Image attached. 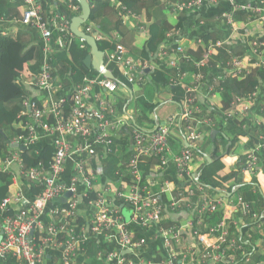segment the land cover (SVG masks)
I'll return each mask as SVG.
<instances>
[{
	"label": "built area",
	"instance_id": "2783aa9c",
	"mask_svg": "<svg viewBox=\"0 0 264 264\" xmlns=\"http://www.w3.org/2000/svg\"><path fill=\"white\" fill-rule=\"evenodd\" d=\"M159 1L172 15L187 13L189 17L184 29L167 34L154 57L156 62L166 64L172 69L168 81L175 86H182L185 95L177 103L176 114L169 116L164 123L156 124L154 130L135 127L133 139L137 154L130 165L132 188L128 193L120 191L112 195L124 199L132 209L133 219L144 227L160 226L170 210L176 211L185 206L191 209L193 205L196 206L195 211L191 212L195 218L188 222L196 244L183 250L181 230L176 225L161 228L160 234L167 250L162 264H264V227L252 203L238 195H233L227 201L222 195L209 193L197 181L190 167L195 156V144L201 137L202 125L214 130L220 123H226L233 116L240 115L247 120L244 128L248 131L263 129V120L259 117L264 111L262 84L247 91L246 95H236L223 110L213 107L214 114L204 120L197 113L204 96L214 97L216 88L223 91L229 79L249 74L256 68L264 69V41L251 43L245 56L226 47L228 41L223 38L207 43L198 59L189 52V43L194 32L205 24L204 20H200L199 26L196 25L203 6L227 3L230 9L222 12L217 19L236 31L237 12L255 17L264 24V0L245 3L238 0ZM24 3L26 9L22 23L40 34L44 56L41 71L38 74L31 73L30 81L40 90L51 93L53 89L61 87L60 80L52 73V42L55 41L57 46L64 48L77 39L81 47H85L86 41L73 33L70 28L71 20L65 13L55 11L47 15L38 0H24ZM69 7L73 11L80 8L73 3H69ZM117 9L125 15L129 24L134 23V18H129L132 11L125 4L117 3ZM137 28L140 33L146 31L144 25ZM101 37L103 36L98 33L96 39ZM199 43L202 44L201 39ZM104 59L107 66L113 62L118 63L120 72L131 84L145 82L146 71L153 68L151 61L134 57L121 43L113 50L105 51ZM213 61H219L222 66L219 71H214ZM95 86L101 91L93 96L91 92ZM117 90L119 84L115 79L99 75L96 78H85L76 87L72 109L69 111L62 108L66 102L65 96L43 103L28 99L30 111L23 112V115H27V133L10 141V154L4 159L2 166L0 165V170L8 171L17 163L19 174L11 171L12 180L16 181L20 176L29 183L40 186L42 191L23 211L6 213L11 209L12 198L3 199L0 209V234L3 236L0 241V256L3 259L12 254L18 264H44L46 250L58 248L61 250L58 264H75V258L83 243V235L76 230L77 224L73 225V222L85 200L87 205L96 208L89 222L91 229L97 234H108L109 238L118 243L117 250H103L100 253L106 264H153L142 258L138 262L135 260L145 247L146 241L144 238H135L120 210L108 201L104 192L96 188V174L89 161L97 155L98 148L103 149V157L115 150L110 130L115 128L112 118L116 109L114 94ZM203 91L204 95L201 94ZM88 98H92V103L88 102ZM118 123L125 124L122 120H118ZM181 123L184 125L182 130ZM39 129L53 138L55 153L48 165L40 162L35 167L25 168L20 146L36 145ZM174 129H180L184 140V147L178 154H172L169 145ZM68 136H73L76 141L69 140ZM241 138L247 149L241 173L243 177L250 175L249 183L254 185V178L258 182L259 175L264 176V131L257 132L253 138L250 135ZM254 138L256 143L252 144ZM150 155L159 156L164 167L173 164L179 185L187 186V189L176 194L173 192L168 199L163 200L162 195L172 190V182H166L159 191L144 186L140 162L143 157ZM69 160L74 162V168L70 177L66 178ZM239 188L240 185L235 186L233 192ZM67 193H70L64 204L67 206L57 210V215L64 218V224L45 223L41 216L46 204ZM15 200L19 202L22 199L16 196ZM67 222L72 223L69 228L66 227ZM249 222H256V227L261 231L258 236L261 242L250 240V245L246 246L245 243L249 242L248 237H252V233L247 232L246 236L241 230ZM238 228L240 232L236 231ZM63 232L66 233L65 237L59 238ZM126 254H131L133 258L126 257Z\"/></svg>",
	"mask_w": 264,
	"mask_h": 264
},
{
	"label": "trees",
	"instance_id": "16d2710c",
	"mask_svg": "<svg viewBox=\"0 0 264 264\" xmlns=\"http://www.w3.org/2000/svg\"><path fill=\"white\" fill-rule=\"evenodd\" d=\"M38 1L42 4L43 12L45 14L48 15L49 12L59 11L65 13L71 22L76 16H79L82 13L78 0ZM89 1L91 2L92 11L89 20L82 25V30L87 34H91L92 32L88 31L87 27L90 25L95 27V31H98L100 35L103 36L97 40V45L103 52L113 50L118 43H121L129 50V54L134 57H143L151 61L153 68L146 73V76L149 77L148 81L157 85H166L172 94V100L179 103L184 97L185 91L180 85H168V78L172 73V69L167 67L166 64L156 62L157 59L154 57L169 32H176L184 29L189 19L188 14L181 13L180 15H172L170 11L165 9L159 0ZM260 1L261 0H255V2ZM119 2L125 4L132 11L129 18H134L133 24H129L125 15H122L120 9H117V3ZM69 3L78 5L80 7L79 10L73 11L69 7ZM25 9L26 6L24 0H0V159L4 156L6 158L10 154V152H8L10 141L27 133V126L25 124L27 115H23V112L30 111L28 99H30V101L33 99L26 94L23 74L28 68L33 74H38L44 63L42 43L40 45L36 42L34 34L31 31L27 29H16L15 32H13L9 27H6L8 22L14 20L23 24L22 18ZM240 14V12H237L235 17H238ZM213 16H204L200 14L196 25L199 26L198 21L200 20L205 21L203 26L207 25V23L213 22L215 20V17ZM143 25L146 26V31L140 33L137 27ZM5 30H7V33H4ZM220 38L221 37L215 32L204 33L200 36L199 30H197L194 32V37L189 43V52L194 58L196 57L198 59L201 57V53L204 51L207 43ZM200 39L202 40V44L199 43ZM259 40L264 41V36ZM85 44V47H81V43L77 39L69 46L66 45L64 48L56 47L54 51L52 50V73L54 77L60 80L59 84L61 87L58 89L61 94L63 93L61 96L66 97V102L64 103V106H62L65 111L72 109L73 92L79 84L84 82L85 78H96L99 75L100 77H105L101 72L88 67L85 64V59L90 54L91 49L87 42H85ZM226 47H229L236 53H240L242 56H245L246 52L249 50V48L247 47V49L242 43H230L226 44ZM238 48L242 51L239 52L237 50ZM220 52L222 53L223 51H219V53ZM218 62L219 61H213V67H220L218 66ZM108 68L112 71L116 80L120 84L119 90H121L122 93H119L117 106L121 112H123V109L127 108L134 100L139 102V105L143 110L154 109L156 106L160 105L151 104V101L148 100L149 98L145 99L142 96L131 98L130 89L134 92V84L129 83L122 75L118 63L113 62L108 65ZM259 84H262L264 87V69L262 68H256L249 74H243L242 76L229 79L225 84V91L221 93V98H217V102L221 105H226L232 97L240 94L246 95L248 93L247 91L252 90ZM150 85L152 84H147L149 89L148 92L151 88L149 87ZM36 88L40 89L38 86ZM148 96L150 97V93ZM44 99L45 97H34V100L38 103H42ZM53 100L54 99H47V101ZM259 117L263 120L264 125V111ZM237 128L238 125L231 124V126L222 133L221 140H218L217 138L213 140L212 137H209L202 145L195 146L196 148L194 150L201 156L205 155V151H207L209 146L214 147L209 156H204L205 162L201 164L199 169L200 173L198 182L207 188L227 192L231 191L236 183L244 184L246 189L243 193L244 197L254 201V208H257L260 211V222H263L264 226V193H262V191L253 193L248 187H246L249 183H246L243 180L242 174L238 171V162V164L236 163V169L230 171L224 170L226 168V161H224L223 157L231 154L233 149H239L238 135L242 134L243 131H241L240 128ZM230 134L233 136L236 135L237 138H231L229 136ZM253 143H256L255 138ZM117 144L120 148V152L115 154L112 153L103 157L101 165L98 164L94 156L89 159L93 169L96 170L97 166H102V173L110 179L111 184L115 185L114 191H116L122 184H127L129 182V174H125L124 176L122 173L127 172L124 162H126L129 157V134L127 130L122 131L121 136L117 139ZM19 151L24 167L31 168L39 165L40 162L48 165L55 153V145L52 139L43 145L38 146L36 144L32 147H26L25 150L20 148ZM243 157L244 155L240 156V161ZM157 163L158 161L155 159L147 164H143L142 170L146 175L149 173L154 174V166ZM158 176L159 173H157V177ZM10 177L12 179L9 170L0 171V209L2 200L6 197H10V188L12 186ZM254 180L257 182L256 178H254ZM26 183L30 186L35 195L40 194L42 190L40 186L31 184L28 181H26ZM180 189L184 190L185 186H181ZM16 193L17 190H15V194ZM69 197L70 196L67 194L65 195L66 199ZM86 205L87 202L84 200L81 207ZM23 210L24 209L21 211ZM6 213L13 212L9 209ZM60 218L61 220L59 219V224H64V218ZM250 227L251 224L247 225L244 229L247 228V230H249ZM75 228L80 232L81 224ZM244 229H242L243 232L246 231ZM65 234V232L61 233L59 238H64ZM249 245L250 242L246 244V246ZM100 250L109 251L107 248L94 249L86 264H104V259L99 256ZM126 257L133 258L131 254H126ZM4 264H18V262L16 257L12 254H8L4 258Z\"/></svg>",
	"mask_w": 264,
	"mask_h": 264
},
{
	"label": "crops",
	"instance_id": "0c3cea01",
	"mask_svg": "<svg viewBox=\"0 0 264 264\" xmlns=\"http://www.w3.org/2000/svg\"><path fill=\"white\" fill-rule=\"evenodd\" d=\"M238 1L240 3H245L248 1H252V0H238ZM229 9L230 7L227 3H220L219 5L208 4V5L203 6L200 10V13L204 16L214 15L213 17H215V20L213 22L207 23V25L203 27H200L199 31H202L203 29H205V31H203L204 33L215 32L221 38L227 40L228 41L227 44L242 43L246 46V48L247 47L249 48L251 43H254L255 41L259 40L261 37L264 36V24H262L257 18L255 17L252 18L246 13H241L240 15H238V17H235L238 23L237 26L239 28V31L234 33L231 27L227 26L226 24L222 23V21H219L217 19V17L222 12L227 11ZM6 27H9L10 30H13V32H15L16 29H27L34 34V37L37 43H39L40 45L42 43V38L35 29L29 26L23 25L21 24V22L17 20L8 22ZM87 30L88 31L90 30V32H92L89 35H92L93 33L98 32V31H95V27L93 25H90L89 27H87ZM4 33H7V30H5ZM56 47L60 48L59 46L56 45L55 41H53L52 42L53 51ZM237 50L239 52L242 51L240 48H238ZM236 54H240V53H236ZM219 66L220 67L214 69V71H219L222 67L221 65ZM205 70L206 69H204V71ZM30 71L31 70L28 68L27 70H25V73L23 74L24 83H25L24 85L26 87V94L29 95V97H31L32 99H34V97L35 98L45 97L44 101H47V99L57 100L60 97H62L61 95L63 93L61 94L58 88L53 89V91L49 93V92H46V91H43V90H40L34 87V85H32L30 81L31 80L30 75L32 73ZM147 78L148 77L146 76L145 81L147 80ZM144 84L145 82L136 83L134 84V88L138 87L140 90L143 88ZM97 91H100V89H97ZM223 91H225V87ZM223 91H221L219 88L218 89L216 88L214 97L212 95L204 96L199 106V111L197 113L198 117L201 120H204L210 115L214 114V112L212 111L213 107L223 110L227 107L226 105L234 99L235 96L232 97V99L226 105L219 104L217 102V98H221V93ZM93 93L94 92H91V94ZM149 93H150V97L148 96ZM163 93L165 95L166 102L174 104L172 106L173 108H171V110L167 112L165 114L166 116L164 117H160L158 114V110L161 104L159 106H156L154 109L152 108L150 110H143V108L139 105L138 101L134 102L135 103L134 111L129 112L128 108H124L123 112H121L117 106L119 97H116V95L114 94L115 99H116V105H115L116 109H115V114L112 120L115 124V128H112L110 131H112L111 138L113 139L115 150L112 153L115 154V153L120 152V148L117 144V139L121 136L123 130H127L129 134V157H128V160L124 162L127 172H122V173L124 176L125 174H129V182L127 184H122L116 191H114L115 185L111 184L110 179L102 173V169H101L102 166H97V169L96 170L94 169L95 174H96V180H95L96 188L99 191L104 192L108 196V201L113 203L120 210L124 221L129 223L130 229L133 231L135 238H139V237L144 238L146 241L145 247L137 255L135 260L138 262L139 258H142L144 261L153 262V264H162L167 254L166 247L164 246V240L160 234L161 228H169L172 225H176L181 230L183 250H187L188 247H191L196 244L195 238L193 237V234H192V228L188 226V222L192 221L195 218V215H193V213L191 212L195 211L196 206L193 205L191 209H188L185 206L176 211L170 210L169 213L166 215L165 219L163 220V222L160 224V226L158 225L157 227L155 226L144 227L139 221H135L133 219L132 209L129 207L128 203L124 199H121L116 196L113 197L112 194H117V192H120V191H126L128 193L132 188V176H131L130 165L132 161L136 158V154H137L136 148H135V142L133 139V132H134L135 127H140L145 130H154L156 124L164 123V121H166V119L169 116L175 115L176 112L178 111V105L176 102L172 100L171 92L169 90H165ZM148 94H147L149 98L148 100L151 101V104H159V97L157 96V93L155 92V90L150 89ZM201 94L204 95L205 91H203ZM140 96L141 95H135L136 98ZM87 100L88 102L92 103V98L91 99L88 98ZM152 114H154V116H152ZM118 120L124 121L125 124L123 125L119 124ZM246 122L247 120L245 118H243L240 115H237V116H233L232 118H230L226 123H220L214 130L209 129L206 125H202L201 137L199 141H197L195 146L202 145L203 142L209 137H212L213 140H215L216 138L218 140H221L222 133H224V131H226L231 126V124L238 125V128H240L241 131H243L242 134L238 135L239 149L238 150L233 149L231 154L224 156L223 158H224V161H226V168L224 169L225 171L236 169V165L239 163V167L237 169L240 172V174H242L241 167L245 159V153L247 152V149H246L244 142H242L241 136L250 135L253 138L254 134L263 130L261 129L260 131H253V130L248 131L247 129L244 128V125L246 124ZM180 128L181 130L184 129L183 123L180 124ZM38 134L39 136L36 142L38 146L43 145L53 139L42 129L38 130ZM229 136L231 138H235V137L237 138L236 135L233 136L232 134H230ZM68 139L72 141H76V138H74L73 136H68ZM252 144L254 143L252 142ZM169 145H170L172 154H178L181 151V149L184 147V140L180 135V129L173 130V133L169 138ZM213 148H214L213 146H209L207 151H205L204 156L205 157L209 156ZM103 155H104L103 149L98 148L97 155L94 157L96 158V161L100 165L103 159ZM241 155L242 156L244 155V157L240 161L239 158ZM204 156L198 155L197 152L195 151L194 159L192 160L190 164L192 172L195 174L197 181L199 179V173H200L199 169L201 167V164L205 162ZM4 159H5V156L0 159L1 166H2ZM155 159L158 161V163L154 166V174L149 173L148 175H146V173L142 170V165L147 164ZM67 166H68V173L66 175V178H69L70 175L73 173L74 162L72 160H69L67 163ZM8 170L10 172L12 171L13 173L19 174V170H20L19 165L16 163ZM140 170L143 174V185L147 186L153 191H159L160 188L166 184V182H172V185H171L172 190L167 191L165 193L167 197L165 195H162L163 200L168 199V197H170L173 192L176 194L180 191H185L187 189V186H185L184 190L180 189L181 185H179V181L177 179L176 170L174 168V165L169 164L167 167H164L162 165L161 158L159 156L150 155L147 157H143L140 162ZM2 171H5V170H2ZM157 173H159L158 177H157ZM248 176L250 175H245L244 177L242 175L243 180L246 183L250 182L249 181L250 177ZM11 182H12V186L10 188L11 189L10 197L12 198V202L10 204V207H11L12 212H18V211H21L22 209L27 208L29 203L33 202L37 198L38 195H35L34 192H32L30 186L26 183V180L20 176H18L16 181L11 179ZM237 185H240L239 190L236 192H233L234 187ZM203 187L209 193L213 195H222V193H226L227 196L229 197V200L231 199L230 197H232L233 195L241 196L245 201L252 203V205L254 206V201H251L247 199L246 197H244L243 193L246 189H245L244 184L242 183L241 184L236 183L234 187L231 189V191L229 192L220 191L217 189L216 191V190L207 188L205 186ZM246 187H248L253 193H256L259 191H262V193H264V176L260 174L258 178V182H256L254 185H251L249 183V185ZM15 190H17L16 194H15ZM16 196H18L19 198L21 197L22 200H19V202L16 201L15 200ZM195 197H197V195ZM195 197L192 198L193 201ZM65 201H66V198L65 196H63L60 198L52 199L46 204L44 214L41 216L45 223H55L56 225H59V219L61 220V218H60V215H57V210L62 209L64 207ZM254 210H256L259 215L261 214L257 208H254ZM95 211H96V208L94 206H90V205L83 206L79 209V212L73 222V225L77 224L78 226L79 224H81L80 232L83 235V243L81 245L79 254L75 258V264H86L94 249H97V248L98 249L107 248V250H117L118 249V243L115 239L109 238V235L106 233L97 234L91 229L89 222L93 218ZM71 224H72L71 222H67L66 227L69 228ZM249 224H251L250 229L249 230H247V228L244 229L245 227H247L246 225L242 228L246 231L243 232L241 230V233L246 236H247V232L252 233V237H248L249 242L254 241V239H256L255 243L261 242V238L258 237L261 234V231L260 229L256 227V222H249ZM262 227L264 226L262 225ZM239 230H240L239 228L236 229V231H239ZM247 243L248 242H246L245 245ZM193 249H196V248H193ZM101 252H103V250H100L99 256ZM60 256H61L60 249L58 248L47 249L45 252L44 264H58ZM0 264H4V259L1 256H0ZM189 264H192V263H189Z\"/></svg>",
	"mask_w": 264,
	"mask_h": 264
},
{
	"label": "water",
	"instance_id": "95a60500",
	"mask_svg": "<svg viewBox=\"0 0 264 264\" xmlns=\"http://www.w3.org/2000/svg\"><path fill=\"white\" fill-rule=\"evenodd\" d=\"M81 7H82V13L79 16H76L73 21L71 22V30L74 32L75 35L78 37H82L85 39V41L90 45L91 50L90 54L85 59V64L88 67L94 68L95 70L102 72L106 77L110 79H116L115 75L112 73V71L105 66L104 61V52L99 49L97 45V39L96 36L98 35V32L93 33L92 35H89L85 33L81 27L82 25L89 20L91 15V2L89 0H78ZM22 150H25V146H20ZM69 196L70 193H67ZM3 236L0 234V241L2 240ZM129 252V251H125Z\"/></svg>",
	"mask_w": 264,
	"mask_h": 264
},
{
	"label": "rangeland",
	"instance_id": "374dc122",
	"mask_svg": "<svg viewBox=\"0 0 264 264\" xmlns=\"http://www.w3.org/2000/svg\"><path fill=\"white\" fill-rule=\"evenodd\" d=\"M220 3H225V2H218L217 4H215V5H219ZM236 31H234L233 29H232V31L235 33V32H238L239 31V28L237 27V29H235ZM203 31H205V29H203L202 31H199V35L201 36L202 34H204V32ZM104 61H105V59H104ZM105 66H106V68H108V66L106 65V61H105ZM109 69V68H108ZM101 74L102 75H104L102 72H101ZM105 76V75H104ZM106 77V76H105ZM108 78V77H107ZM149 77L147 78V80L145 81V84H144V87H143V89H141V90H139V88L138 87H135L134 88V92H132V89H130V93H131V98H133V97H135V95H141L143 98H145V99H148V96H147V94H148V86H147V84H152V85H150L149 87H151L150 89H153V90H155V92L157 93V96L159 97V104H161V106L159 107V110H158V114H159V116L160 117H164V116H166L165 114L167 113V112H169L170 110H171V108H173L172 106L174 105L173 103H168V102H166V100H165V95H164V91L165 90H168V87L166 86V85H157V84H153V83H150L149 81ZM117 81V80H116ZM118 82V81H117ZM118 84H119V82H118ZM168 85L169 86H175V85H173V84H171L169 81H168ZM119 88H120V84H119ZM97 89H100L98 86H95V87H93V89H92V92H94L92 95L94 96L95 95V93H97L98 91H97ZM100 91H101V89H100ZM119 93H122L121 92V90H117V92L115 93V95L117 96V97H119ZM165 100V101H164ZM134 102H136V100H134V101H132L129 105H128V111L129 112H132V111H134ZM91 106H95V105H92L91 104ZM152 116H154V114H152ZM220 194V193H219ZM222 196H224L225 197V199L228 201L229 200V197L227 196V194L226 193H222Z\"/></svg>",
	"mask_w": 264,
	"mask_h": 264
},
{
	"label": "clouds",
	"instance_id": "9594fccd",
	"mask_svg": "<svg viewBox=\"0 0 264 264\" xmlns=\"http://www.w3.org/2000/svg\"><path fill=\"white\" fill-rule=\"evenodd\" d=\"M70 196V195H69Z\"/></svg>",
	"mask_w": 264,
	"mask_h": 264
}]
</instances>
